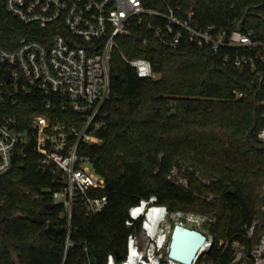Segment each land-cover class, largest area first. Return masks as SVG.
<instances>
[{
    "label": "trees",
    "instance_id": "1",
    "mask_svg": "<svg viewBox=\"0 0 264 264\" xmlns=\"http://www.w3.org/2000/svg\"><path fill=\"white\" fill-rule=\"evenodd\" d=\"M143 1L159 9L165 2L182 5L201 25L264 36V0ZM30 31L0 0V42L14 48ZM119 42L127 56L150 59L157 77H140L114 53L113 85L98 130L102 143L85 148L105 178L98 194L107 195V206L89 215L78 199L70 225L62 205L50 207L58 174L42 172L40 155L32 151L0 175V264H107L111 254L120 262L128 236L141 230L142 220L126 224L129 208L151 195L170 212L216 217L213 230L230 243L216 242L197 264L253 262L264 232V143L257 137L264 113L256 104L253 71L225 59L233 50L215 53L186 39L176 48L144 46L137 35ZM41 110L28 105L27 115ZM175 169L186 183L173 177Z\"/></svg>",
    "mask_w": 264,
    "mask_h": 264
},
{
    "label": "built area",
    "instance_id": "2",
    "mask_svg": "<svg viewBox=\"0 0 264 264\" xmlns=\"http://www.w3.org/2000/svg\"><path fill=\"white\" fill-rule=\"evenodd\" d=\"M5 4L31 31L14 48L0 42V175L37 152L42 172L58 174L52 202L64 207L70 225L78 199L89 215L108 204L107 195L98 194L106 188L105 178L85 148L102 143L98 130L113 85L114 53L118 51L140 77H157L150 59L124 53L119 37L137 35L144 46L159 42L176 48L186 39L210 46L215 53L233 50L225 59L251 68L256 104L264 113V36L255 30L201 25L194 11L167 2L165 9L147 6L143 0H5ZM28 105L42 110L28 116ZM257 137L264 143V125ZM128 215L126 224L142 220L141 230L128 236L126 257L116 262L111 254L107 264H171V258H164L171 229L168 207L151 195L132 205Z\"/></svg>",
    "mask_w": 264,
    "mask_h": 264
},
{
    "label": "rangeland",
    "instance_id": "3",
    "mask_svg": "<svg viewBox=\"0 0 264 264\" xmlns=\"http://www.w3.org/2000/svg\"><path fill=\"white\" fill-rule=\"evenodd\" d=\"M85 166H89V164H85ZM173 177L176 179H179L181 182L186 183V179L181 177L179 175V172L177 169L173 171ZM214 199L213 195H210L209 197L206 198V200L212 201ZM172 216L170 217V224H171V229L170 232L168 233L167 237V243L164 248V258L165 261H169V246L171 242V235L174 229V225L176 223H183L186 226H190L192 228H197L202 231H204L210 238V241L212 242L211 248L213 245L217 242L220 246L225 245L230 243L228 239H224L220 237V233L218 231L213 230L214 227L216 226V217L211 215V214H202L196 211H184V210H178V211H173L170 212ZM251 234V232H250ZM233 247H235L238 256H241L243 254V247L235 241L233 243ZM210 247L205 248V253H208L211 251ZM252 255L254 257L253 262H245L244 264H264V232L262 234L261 240L258 244L255 245L254 250L252 251ZM239 258V257H238ZM236 258V260L238 259ZM197 264V263H196ZM202 264H209L207 262H203Z\"/></svg>",
    "mask_w": 264,
    "mask_h": 264
},
{
    "label": "water",
    "instance_id": "4",
    "mask_svg": "<svg viewBox=\"0 0 264 264\" xmlns=\"http://www.w3.org/2000/svg\"><path fill=\"white\" fill-rule=\"evenodd\" d=\"M8 71L7 77H9ZM257 125V114L254 115V126ZM232 192L234 191L231 189ZM54 203L50 204L53 207ZM212 242L209 236L202 230L186 226L182 223H176L171 235L169 246V258L179 261L183 264H196L199 258L207 251L206 246L211 248ZM120 256V255H119Z\"/></svg>",
    "mask_w": 264,
    "mask_h": 264
},
{
    "label": "bare ground",
    "instance_id": "5",
    "mask_svg": "<svg viewBox=\"0 0 264 264\" xmlns=\"http://www.w3.org/2000/svg\"><path fill=\"white\" fill-rule=\"evenodd\" d=\"M206 247H210V246H206ZM207 251H208V250H207ZM171 264H183V263H181V262H179V261L171 260Z\"/></svg>",
    "mask_w": 264,
    "mask_h": 264
}]
</instances>
